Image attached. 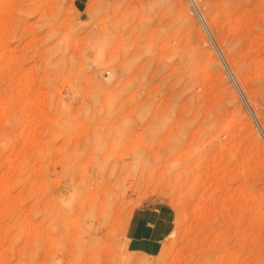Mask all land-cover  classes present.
<instances>
[{
	"label": "rangeland",
	"instance_id": "374dc122",
	"mask_svg": "<svg viewBox=\"0 0 264 264\" xmlns=\"http://www.w3.org/2000/svg\"><path fill=\"white\" fill-rule=\"evenodd\" d=\"M196 2L237 85L190 0H0V264H264V0Z\"/></svg>",
	"mask_w": 264,
	"mask_h": 264
},
{
	"label": "crops",
	"instance_id": "0c3cea01",
	"mask_svg": "<svg viewBox=\"0 0 264 264\" xmlns=\"http://www.w3.org/2000/svg\"><path fill=\"white\" fill-rule=\"evenodd\" d=\"M175 219V210L169 205L159 204L135 209L125 230L128 251L144 257L158 256L173 232Z\"/></svg>",
	"mask_w": 264,
	"mask_h": 264
},
{
	"label": "bare ground",
	"instance_id": "6f19581e",
	"mask_svg": "<svg viewBox=\"0 0 264 264\" xmlns=\"http://www.w3.org/2000/svg\"><path fill=\"white\" fill-rule=\"evenodd\" d=\"M190 3H191V5H192V7L194 8V10H195V12H196V14H197V16H198V18L200 19V21L202 22V24L204 25V27L206 28V30L208 31V34H209V37H210V39L211 40H213L214 39V37H213V35L211 34V32L209 31V29H207V21L205 20V18H204V16L202 15V13L200 12V10H199V6H198V4H197V2H196V0H190ZM213 42V41H212ZM214 45V44H213ZM218 46V45H217ZM215 47V46H214ZM218 49H219V51H218V54L220 55V57H221V54L223 55V52H222V50L220 49V47L218 46ZM224 56V55H223ZM224 62H226L227 63V61H226V59H225V57H224V61H223V63ZM224 65H225V63H224ZM231 71H232V69H231ZM233 72V71H232ZM230 75V74H229ZM233 75H234V73H233ZM234 82L236 83V85H237V82H236V76L234 75ZM241 89V88H240ZM254 117H256L255 115H254ZM258 126H259V129L263 132V130L261 129V127H260V125L258 124ZM103 192V191H102ZM104 193V192H103ZM82 208V207H81ZM78 211V210H77ZM79 213V212H78ZM79 216V215H78Z\"/></svg>",
	"mask_w": 264,
	"mask_h": 264
},
{
	"label": "water",
	"instance_id": "95a60500",
	"mask_svg": "<svg viewBox=\"0 0 264 264\" xmlns=\"http://www.w3.org/2000/svg\"><path fill=\"white\" fill-rule=\"evenodd\" d=\"M212 41H213V44H214V46H215V49H216L217 51H219L216 41H215L214 39H213ZM221 59H222V61H224V56H223L222 54H221ZM224 63H225V68H226V70H227L228 73L230 74L229 76L231 77V79L234 80V75H233V72L231 71V68L229 67L228 63H226V62H224ZM237 89H238V91H241V89H240L239 86H237ZM239 93H240V92H239ZM243 97H244V95H243ZM242 99L245 101V103H246V105H247V108H248L249 112H251V114H254L253 111H252V109H251V107H250V105L248 104L247 100L245 99V97L242 98ZM261 134H262V136H263V138H264V132L261 131Z\"/></svg>",
	"mask_w": 264,
	"mask_h": 264
}]
</instances>
